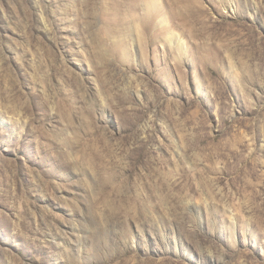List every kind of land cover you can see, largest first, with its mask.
<instances>
[{"label": "rangeland", "instance_id": "rangeland-1", "mask_svg": "<svg viewBox=\"0 0 264 264\" xmlns=\"http://www.w3.org/2000/svg\"><path fill=\"white\" fill-rule=\"evenodd\" d=\"M0 264H264V0H0Z\"/></svg>", "mask_w": 264, "mask_h": 264}]
</instances>
